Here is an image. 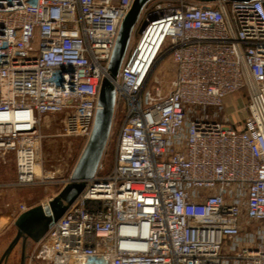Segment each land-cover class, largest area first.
<instances>
[{"label":"built area","instance_id":"2783aa9c","mask_svg":"<svg viewBox=\"0 0 264 264\" xmlns=\"http://www.w3.org/2000/svg\"><path fill=\"white\" fill-rule=\"evenodd\" d=\"M132 2L0 0V163L13 153L12 185L49 178L47 114L63 115L61 136L88 139ZM135 27L112 80V159L106 144L25 264H264V0H149ZM163 54L165 93L148 88ZM242 89L245 115L233 118L227 99Z\"/></svg>","mask_w":264,"mask_h":264},{"label":"rangeland","instance_id":"374dc122","mask_svg":"<svg viewBox=\"0 0 264 264\" xmlns=\"http://www.w3.org/2000/svg\"><path fill=\"white\" fill-rule=\"evenodd\" d=\"M139 28L135 27L130 48L133 49L139 39ZM174 66L167 54H163L154 65L148 88L155 89L158 85L162 86V93L169 90V80L173 77ZM161 78V83L155 79ZM158 83V84H157ZM227 113L233 118H243L245 111L243 107L247 104L248 94L246 89H242L234 96L227 99ZM238 107L240 110L235 115L234 110ZM62 114H47L42 119V141L38 152L39 162L44 174L49 175L46 183H38L29 186H15L12 182L15 180V159L12 152L5 156V163H0V215L5 218V227L0 236V251L3 252L9 242L15 235L16 227L14 221L17 215V209L20 204L25 206H34L45 203L49 198L55 196L64 181L69 175L84 147L83 138L61 136ZM112 129V128H111ZM114 134L107 141V150L104 161L109 164L114 150ZM111 133V131H110ZM110 137V136H109ZM109 162V163H108ZM35 246L32 242L29 245L28 252ZM19 262V244H16L7 259L6 264H18Z\"/></svg>","mask_w":264,"mask_h":264},{"label":"water","instance_id":"95a60500","mask_svg":"<svg viewBox=\"0 0 264 264\" xmlns=\"http://www.w3.org/2000/svg\"><path fill=\"white\" fill-rule=\"evenodd\" d=\"M148 1L149 0H133L130 9L121 20L107 67L108 76H104L100 83L97 102L98 108L95 113L93 127L67 182L46 205L37 204L31 206L17 215L14 221L16 227L15 235L5 248L0 260L7 258L20 239L22 241V246H24L28 240L36 242L47 230L49 222L51 220H57L64 213L66 208L81 192L86 180L91 178L96 172L112 126L115 104V88L112 80H115L118 75L123 58L129 48L139 14ZM197 1L213 2L216 0ZM20 264H22V262Z\"/></svg>","mask_w":264,"mask_h":264},{"label":"flooded vegetation","instance_id":"af4514ba","mask_svg":"<svg viewBox=\"0 0 264 264\" xmlns=\"http://www.w3.org/2000/svg\"><path fill=\"white\" fill-rule=\"evenodd\" d=\"M32 243V241H26V243H25V245L24 246H22V241H21V239L18 241V243L17 244H19V262H18V264H20L21 262H22V264H25V261H26V257H27V254L29 253L28 252V248H29V245ZM5 250V249H4ZM13 250V249H12ZM4 252V251H3ZM2 252V253H3ZM12 252V251H11ZM10 252V253H11ZM10 253H9V255H10ZM9 255L7 256V258L6 259H4V260H0V264H6V262H7V259L9 258ZM2 257V254H1V256H0V258Z\"/></svg>","mask_w":264,"mask_h":264},{"label":"crops","instance_id":"0c3cea01","mask_svg":"<svg viewBox=\"0 0 264 264\" xmlns=\"http://www.w3.org/2000/svg\"><path fill=\"white\" fill-rule=\"evenodd\" d=\"M5 223H6L5 218H3L0 215V236L2 234V231L4 230V227L6 226ZM1 254H2V252L0 251V256H1Z\"/></svg>","mask_w":264,"mask_h":264},{"label":"bare ground","instance_id":"6f19581e","mask_svg":"<svg viewBox=\"0 0 264 264\" xmlns=\"http://www.w3.org/2000/svg\"><path fill=\"white\" fill-rule=\"evenodd\" d=\"M139 42V41H138ZM36 172L38 173V172H40V169H39V167H37L36 166Z\"/></svg>","mask_w":264,"mask_h":264}]
</instances>
